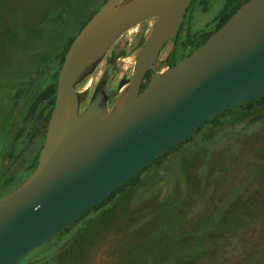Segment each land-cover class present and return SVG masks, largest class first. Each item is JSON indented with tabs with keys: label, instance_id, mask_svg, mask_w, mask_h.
<instances>
[{
	"label": "water",
	"instance_id": "95a60500",
	"mask_svg": "<svg viewBox=\"0 0 264 264\" xmlns=\"http://www.w3.org/2000/svg\"><path fill=\"white\" fill-rule=\"evenodd\" d=\"M192 2L107 0L76 36L38 165L0 198V264H18L207 121L264 98V0H249L191 55L157 71ZM150 19L156 25L112 109L99 88L82 110L79 87L120 37Z\"/></svg>",
	"mask_w": 264,
	"mask_h": 264
},
{
	"label": "rangeland",
	"instance_id": "374dc122",
	"mask_svg": "<svg viewBox=\"0 0 264 264\" xmlns=\"http://www.w3.org/2000/svg\"><path fill=\"white\" fill-rule=\"evenodd\" d=\"M85 2L0 0V24L11 23L13 29L16 27L13 34L19 35L14 42L16 68L9 74L14 80L18 76L19 86L28 80L24 72L33 69L46 47L55 45V41L44 39L64 33L63 25H69L75 14L84 13ZM225 2L214 0L209 12L195 2L185 28H189L191 18L193 32L205 29ZM138 29L116 42V52L128 51L131 46L132 50L126 62L119 61L124 68L117 67L108 76L106 91L115 101L123 92H118L120 82L131 78L134 71ZM76 31L69 27L70 33ZM173 46L170 41L161 52V69ZM100 71L101 67L78 89L82 110L94 94ZM7 78L0 72V84ZM10 103L13 99L2 97L0 110ZM26 105L23 97L8 108L9 122L15 114L10 131L23 118ZM232 116L228 113L219 128L207 125L179 152L143 174L137 187L104 213L98 228L78 234L71 243L78 229L84 227L80 224L30 252L23 264H60L49 262L59 248L55 258L65 257L61 264H264V119L252 122L253 116L240 120Z\"/></svg>",
	"mask_w": 264,
	"mask_h": 264
},
{
	"label": "trees",
	"instance_id": "16d2710c",
	"mask_svg": "<svg viewBox=\"0 0 264 264\" xmlns=\"http://www.w3.org/2000/svg\"><path fill=\"white\" fill-rule=\"evenodd\" d=\"M106 1L107 0H86V6L83 9L84 13L81 11L75 14L69 25H63L66 29L64 33L58 32L54 37L44 39L47 41H55V45L51 48L46 47L41 55V59L36 62L33 69L31 68L28 72H24V77L27 76L28 80L23 86H19L20 82L18 76L17 80H14V77L11 75V79L9 75L13 73L16 68L14 56L17 50L14 48V42L19 35L13 34L15 33L16 27L13 29L14 25H11V23L7 22L4 24V27L0 24V72H5L6 77H9V80L7 78L6 81L0 84V99L2 97L8 101L9 99H13V104H7L6 108L4 105L3 109L0 110V198L18 188L36 169L46 139L51 115L55 107L58 76L64 63L65 56L76 36ZM213 1L214 0H193L192 4L195 2L203 4V11L209 12L210 4H213ZM248 1L249 0H226L221 12L207 24L205 29L200 31L193 32V23H191L192 19L190 18L189 28H185L187 21L181 26L178 36L172 40L174 46L169 57L172 63L174 64L177 61L184 60L196 49L201 47L211 35L218 31L237 10ZM192 4L187 10L189 13ZM11 5L12 4H9V7H11ZM70 26L76 28V33L73 34L69 32ZM18 30H20L19 27L17 28V31ZM184 30L185 36L183 35ZM2 86L4 87L2 88ZM23 97L27 100L26 111L24 112L23 118L18 122L16 129L10 131L9 126H12L11 124L15 119V114L13 115V119L9 122L10 112H8V108H13V106L19 104L20 99ZM228 113L233 114L231 118L233 120H240L253 116L252 122L261 121L264 119V98L226 111L222 115L207 121L186 142L171 149L165 155L155 160L134 179L119 187L101 204L90 209L85 215L72 223L70 227L54 239L72 232L80 224H84V227L78 229L71 243L76 240L78 234L81 235L83 232L93 227L98 228L102 225L104 213L113 210L114 206L118 204V198L124 196L128 191L134 190L143 174L153 167L160 166V164L173 153L179 152V149L189 144L207 125L219 128L222 122L227 120L222 119ZM32 146H34V149L32 155L29 157L27 153L31 150ZM29 160L30 164H28ZM60 249L62 248L55 250L49 262H60L61 264L64 261L65 257L62 258L58 256L59 258H55L56 253H58ZM24 259L18 264H23ZM42 263L48 264L44 261H37L29 264Z\"/></svg>",
	"mask_w": 264,
	"mask_h": 264
},
{
	"label": "flooded vegetation",
	"instance_id": "af4514ba",
	"mask_svg": "<svg viewBox=\"0 0 264 264\" xmlns=\"http://www.w3.org/2000/svg\"><path fill=\"white\" fill-rule=\"evenodd\" d=\"M188 17H189V11H187V14L185 16L184 24L188 21ZM155 25H156V19H150V20L144 21L141 25H139L137 27V29L138 28L139 29L136 30V34H135V37L137 38V42H136L134 47H135V51H137V53L135 54L134 71H133V74H132L131 78H129L128 80L124 79V80L121 81V82H125L126 84L122 88L119 86L118 92L124 91L126 89V87H127V84L133 79L134 74H135V70H136L138 54H139L140 50L144 47V45H145V43H146V41L148 39V36H149L151 30L155 27ZM122 37H124V35ZM122 37H120V38H122ZM115 46H116V43L110 49V51L106 54L105 58L103 59V61L99 64V66L96 69V70H98V68L101 67V71H100L101 74H100V77L98 78V82H97V85H96L94 93L99 88L103 90V92L105 93V96L107 97V106H108L109 110L112 109V107L114 106L116 101L106 91L107 84L109 83L108 76L110 75V73L115 68H117V67L124 68V65L119 63V61H121L122 63L126 62V60L128 58L127 55L132 50V46H131V48L128 51L122 49L121 51L116 52L115 51ZM171 51H170L169 55L167 56V58H166V60L164 62L165 63L164 69H161L159 67V63H157V71L159 73H162V72L166 71L167 69L174 67L179 62H181V61H177L174 64L172 63V61L169 58L170 54H171ZM152 75H153V72H151V71L146 73V75H145V77L143 79V83H142L140 92H142L143 89L148 85ZM121 82H120V84H121Z\"/></svg>",
	"mask_w": 264,
	"mask_h": 264
}]
</instances>
